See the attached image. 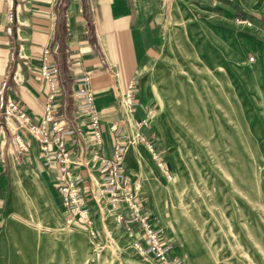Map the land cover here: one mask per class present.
Instances as JSON below:
<instances>
[{"label": "rangeland", "instance_id": "1", "mask_svg": "<svg viewBox=\"0 0 264 264\" xmlns=\"http://www.w3.org/2000/svg\"><path fill=\"white\" fill-rule=\"evenodd\" d=\"M163 12L162 54L139 84L160 154L146 152L139 201L129 192L164 252L103 180L95 206L82 192L87 225L19 177L0 264H264V0H163Z\"/></svg>", "mask_w": 264, "mask_h": 264}, {"label": "crops", "instance_id": "2", "mask_svg": "<svg viewBox=\"0 0 264 264\" xmlns=\"http://www.w3.org/2000/svg\"><path fill=\"white\" fill-rule=\"evenodd\" d=\"M163 20V0H0V225L19 177L33 186L47 210L66 215L57 172L40 156L38 141L3 114L8 101L24 107L33 122L44 114L50 92L41 75L46 48L50 65L58 68L54 114L61 123L69 122L65 141L81 162L74 170L89 206L96 205L104 182V169L91 154L98 149L100 157L110 158L119 140L127 147L122 177L139 201L141 171L153 172L144 157L151 152L157 158L161 144L159 125L141 99L139 84L162 54ZM84 87L94 97L92 111L101 133L99 146L90 148H84V138L91 140L93 133L80 92ZM17 135L27 150L16 143Z\"/></svg>", "mask_w": 264, "mask_h": 264}, {"label": "built area", "instance_id": "3", "mask_svg": "<svg viewBox=\"0 0 264 264\" xmlns=\"http://www.w3.org/2000/svg\"><path fill=\"white\" fill-rule=\"evenodd\" d=\"M51 51L46 48L43 53L41 75L48 83L50 92L47 96L44 114L36 122L31 120L30 115L16 101H8L4 106L3 114L13 117L17 120L18 126L28 133H30L39 143L40 156L44 159L46 164L54 168L57 172L58 190L62 197L63 205L69 213V221L75 219L76 216L81 218L84 223L89 225L92 220L87 210V204L82 196L80 188L81 175L75 172L74 166L79 165L81 162L72 156V152L67 147L65 141V132L68 128V123H61L54 114V101L57 88V75L58 68L51 66L49 62V55ZM85 95V103L89 106L85 115L91 118V127L93 128L92 139L86 140L84 148L91 146H99L101 143V133L98 126V115L92 111L93 95L87 87L81 89ZM18 146L27 150L28 146L23 139L17 135L15 137ZM123 142L117 141L113 147V155L110 158L100 157L98 149H95L91 154L92 162L98 164L100 169H104L105 178L103 186L109 194V202L112 206H116L121 202L128 205V210L132 213L136 220L139 221L141 230L143 231L144 240L150 244L152 249L161 252L163 243L157 238V231H153L150 227V219L147 213L142 212L140 205L131 199L130 181L123 178V162L122 156L125 150ZM126 188L129 191H126ZM135 190L137 187L135 186ZM124 196H120V194ZM121 217L119 216V220ZM149 246V247H150ZM150 248V249H151ZM151 249V250H152Z\"/></svg>", "mask_w": 264, "mask_h": 264}]
</instances>
